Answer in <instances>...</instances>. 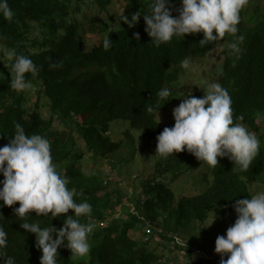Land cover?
Masks as SVG:
<instances>
[{
  "label": "trees",
  "instance_id": "16d2710c",
  "mask_svg": "<svg viewBox=\"0 0 264 264\" xmlns=\"http://www.w3.org/2000/svg\"><path fill=\"white\" fill-rule=\"evenodd\" d=\"M111 2L8 0L14 15L10 21L0 15V48L29 56L37 67V74L35 77L26 74L32 82L31 89L16 92L9 85L10 72L5 65L9 61L0 52L3 58L0 60V146L10 142L15 123L25 128L26 135L46 136L51 144L52 162L58 171L70 177L67 187L80 194L74 199L87 200L92 206L90 215L80 218L82 223L93 224L88 236L89 253L74 260L71 250L62 245L58 247V264H164L166 255L151 247L154 238L164 242L169 253L174 249L184 251L185 264H219L221 256L211 246L215 237L203 240L202 235L208 233L205 226L210 214L218 209L215 218L221 228L225 226L221 217L231 216L233 224L237 218L235 201L253 194L250 183L264 184V121L261 117L264 114V5L257 4L251 10L248 0L240 12L237 35L243 34L244 40L239 45L241 53L237 59L228 55L227 44L233 40L228 34L223 40L204 46L199 44L202 32L185 34L184 38L174 36L169 42L154 46L143 19L150 0H128L124 15L131 19L132 13L141 12L134 26L124 21V25L115 23L110 28L111 18L101 22L99 28L107 31L105 37L111 39L107 51L102 46L105 37L87 49L86 34L83 35L77 18L81 4L89 3L104 10ZM180 2L171 0L169 7L173 16L179 15L176 9ZM95 19L101 20L100 14L92 20ZM33 28L42 39L30 38ZM137 32L139 39L134 35ZM223 41L226 44L218 83L230 94L234 122L247 126L259 138L257 156L246 171H236L228 157H218L219 163L209 167L187 150L166 159L154 153V172L141 181L139 194L130 198L135 204L132 210L126 200L128 193L120 180L114 179L113 168L121 162L122 147L126 150L125 159L134 161L137 140L130 129L123 140H113L108 134L110 122L128 119L130 127L143 130L149 142L157 140L165 126L174 125L172 120L159 121L158 118L161 111L169 108L172 97L166 102L160 101L165 103L154 113H148L146 106H155V93L162 87L169 88L171 96L175 95L178 71L173 66L185 58L205 57ZM52 64L57 66L50 67ZM80 143H85L86 149ZM85 150L92 159H109V170L105 172L100 166H93L95 161L92 167H86L90 157L84 158ZM201 165L210 171V176L202 180L204 188L196 194L176 198L174 190L163 180L167 178L165 175L172 173L176 177ZM3 178L0 173V180ZM18 206L19 202L0 207V227L8 233L6 256L13 257L14 264H41L42 250L36 247L35 233L22 228L13 212ZM120 208L123 214L116 216ZM72 214L74 210L70 209L59 217H43L42 214L37 217L32 210L28 219L41 227L53 224L59 228L66 216ZM192 220L199 226L200 234L192 242L177 244L175 237H187ZM132 229H142L147 239L132 236ZM224 233L219 232L216 237ZM199 250H209L217 258L205 259Z\"/></svg>",
  "mask_w": 264,
  "mask_h": 264
},
{
  "label": "clouds",
  "instance_id": "9594fccd",
  "mask_svg": "<svg viewBox=\"0 0 264 264\" xmlns=\"http://www.w3.org/2000/svg\"><path fill=\"white\" fill-rule=\"evenodd\" d=\"M247 2L181 0L176 9L179 15L173 16L169 7L171 0H150L143 15L145 31L156 47L169 42L174 36L184 38L185 34L202 32L201 46L221 41L228 34L233 36L227 44L228 55L238 59L241 53L239 45L244 40L243 34L237 35L238 24L240 12ZM0 15L5 20H12L14 13L8 0H0ZM140 15L139 10L131 14V19L122 14L120 20L131 27L138 22ZM134 35L139 39L138 32ZM102 46L106 51L111 47L110 37H105ZM0 52L9 61L5 65L10 72V88L18 93L31 89L32 82L26 74L33 77L37 74L32 59L7 48L0 49ZM0 60L3 58L0 57ZM180 65L185 70L189 69V59H183ZM202 89L203 97L185 93L179 105L173 108L175 123L171 127L165 126L157 135L155 154L166 159L187 150L209 167L219 163L218 157H228L234 162V170L246 171L259 152V138L243 124L234 122L232 101L226 88L217 82H208ZM155 96V106H146L148 113L159 111L173 97L166 87L160 88ZM160 101L165 102L161 104ZM14 127L10 142L0 146V173L4 177L0 180V200L3 201L0 207L19 202L13 212L22 228L35 233L36 247L42 250L39 257L41 264H58V247L62 245L71 250L74 260L86 256L90 251L88 236L93 224L82 223L80 218L90 215L91 204L87 200L77 202L74 199L80 194L67 187L70 177L58 171L52 162L49 139L38 133L26 135L20 123H15ZM233 207L237 218L226 229V235H218L215 240L214 251L221 256L219 264H264V191L237 199ZM70 209L74 210V214L67 215L59 228L53 224L41 227L28 219L32 210L37 217L42 214L43 217L54 218L67 214ZM214 219L205 227L210 226ZM7 237L8 233L0 227V258H3L0 264H14L13 257L6 256ZM177 243L182 244V241L177 240Z\"/></svg>",
  "mask_w": 264,
  "mask_h": 264
},
{
  "label": "rangeland",
  "instance_id": "374dc122",
  "mask_svg": "<svg viewBox=\"0 0 264 264\" xmlns=\"http://www.w3.org/2000/svg\"><path fill=\"white\" fill-rule=\"evenodd\" d=\"M250 8L251 10L254 9V6L257 4L264 5V0H250ZM73 3H76V0H73ZM128 0H112L111 4L107 6L104 10L98 9L96 6H91L89 3H83L81 4V13H78L77 18L79 20V23L81 24V29L83 32L84 38H85V44L87 49L92 48L94 43L98 42L101 38L105 37L107 34V31L101 30L99 28V25H101L103 21L108 20L111 18L110 28L114 26L115 23H118L119 25H124V21L120 20V16L126 12L127 6H128ZM96 14H100V19H95L94 16ZM93 17V18H92ZM120 20V21H119ZM93 21V24L92 22ZM30 38H40L42 39V35L38 33V31L33 28L30 32ZM226 44V41H223L221 44L216 46L210 53H208L205 57L200 58H190V68L185 70L181 67L180 64L173 66V69L178 71V79L174 82L175 86H177L178 90L171 98V104L169 108L165 111H161L158 114V118L161 121L166 120H172L175 123L174 116H173V108L178 106L181 100L183 99V95L186 93H190L191 95H194L198 98L203 97L204 91L203 87L208 82H217L218 83V73L221 69L222 62L224 59V55L222 53V50L224 48V45ZM0 49H4L3 46ZM200 85V86H199ZM202 87V88H201ZM183 88V89H182ZM48 112H44L46 115ZM160 115V117H159ZM263 121H264V114L261 115ZM73 126V125H72ZM245 126V125H244ZM247 129L248 127L245 126ZM264 128V127H263ZM130 129L133 135L136 138V155L134 157L133 162H128L127 159H125V148H121V152L123 153V157L121 158V162L119 161L118 164H116V168H113L114 171V179L120 180V185H122L125 188L126 193H128V198L126 199L131 207H135V204L131 201L130 198H135L136 195L139 194V190L142 186V180L144 178H147L151 175V173L154 172V164L155 161L152 158V155L154 156L157 140H154L152 143L149 142L148 139H146L144 131L141 129H134L130 127V123L128 119H115L110 122V129L108 130V134H111V137L115 141H121L125 138V132ZM249 130V129H248ZM264 130V129H262ZM250 131V130H249ZM151 143V144H150ZM80 145L85 149V143H80ZM84 158L90 157L87 161V165L91 166L92 163L95 161V165L93 166H100L102 170L105 172L109 170V167H111V164L109 163V159L103 158V159H92L91 156L86 153ZM158 156V155H157ZM92 167V166H91ZM209 169L204 166H196L192 170L188 172H184L182 174L176 175V177H173L172 173H169L165 176L167 178H163L164 182L168 187H170L172 190H174L176 198H184L189 195L196 194L200 192L204 185L202 184V180L207 176L209 177ZM2 186V185H0ZM250 189L253 192V194L257 192L264 191V184L252 182L250 183ZM218 209H215L214 212L210 214L209 219L207 220V223H209L217 213ZM122 209L120 208L118 211H116V216H119L122 213ZM222 219V221H221ZM220 221L225 223V226L221 228V226L216 222V218L212 222L210 226L205 227L207 229L206 234L203 235V240H208L210 237L214 238L216 240V235L219 234V232H225L223 235H226V229L232 225L231 219L232 217L227 215L223 218L221 217ZM206 223V224H207ZM151 227V226H150ZM145 228V226L143 227ZM163 227L161 226L159 230H161ZM206 232V231H205ZM131 235L138 238L139 240L147 239L146 235H143L142 229H132L130 231ZM152 233V232H150ZM188 233V232H187ZM200 234V228L197 226L192 220V223L189 226V234H187V237H175V242L177 243V240L182 241L181 244L184 245V243L192 242V239H194L196 236ZM182 236V235H181ZM153 238V237H152ZM212 248H215V241H211ZM151 247L156 248L159 252L164 253L166 256V261L164 264H185L186 258L184 257V251L174 249L171 253H169V248L165 247L164 242H160L157 238L152 239ZM195 251V250H194ZM194 254L197 256V251L194 252Z\"/></svg>",
  "mask_w": 264,
  "mask_h": 264
},
{
  "label": "built area",
  "instance_id": "2783aa9c",
  "mask_svg": "<svg viewBox=\"0 0 264 264\" xmlns=\"http://www.w3.org/2000/svg\"><path fill=\"white\" fill-rule=\"evenodd\" d=\"M132 210H133V208H132ZM198 252L205 259L215 260L217 258L209 250H199Z\"/></svg>",
  "mask_w": 264,
  "mask_h": 264
}]
</instances>
